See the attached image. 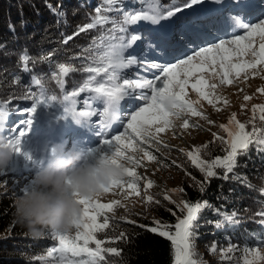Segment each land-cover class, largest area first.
Segmentation results:
<instances>
[{"label": "snow or ice", "instance_id": "6c2138e0", "mask_svg": "<svg viewBox=\"0 0 264 264\" xmlns=\"http://www.w3.org/2000/svg\"><path fill=\"white\" fill-rule=\"evenodd\" d=\"M139 2L145 5L143 9L124 11L116 7L120 0H102V4L95 9V15L91 17L90 22L79 26L72 35L64 37L62 43L66 45L80 33L95 29L98 26L102 28L106 24H111L112 27L94 38L91 44L83 48L75 57L81 62L82 66L79 69L71 64L60 63L57 65V71L52 73L53 77L57 78L61 85L63 84V78L70 72L80 71L87 74L83 85L78 91L74 90L71 95L75 97L83 92L89 93V100L97 99L102 102V111L97 113L89 105L91 110L77 112L74 102L71 104L65 103L63 114L58 116L57 119H70L82 128L94 132L101 138V145H106L111 150L110 155L101 154L99 157L108 163L122 162L125 165L122 179L103 188L101 193L95 198L77 201L81 205V215L70 232H50V237L54 243L50 246L47 255L54 257L55 254L61 264H109L105 254L120 255V250L113 247H104V245L125 239L124 233L111 240L98 239L95 233L102 232L109 227L110 217L106 213H113L112 218H114V208L124 207L125 211H127L126 206L118 200H113L111 203H100L99 198L103 193L115 188H120L121 191H124L126 185L127 189L131 191L125 193L124 199H127L132 194L141 195L137 182L142 178L135 171V167L139 166V162L127 153L143 152L147 160L155 161L156 157L146 151L142 145L147 143L150 147L155 146L157 150H160L163 141L158 137V134L168 129H173L176 120H182L180 127L183 130L200 127L198 123L191 122L188 118L189 116L199 117L208 124L214 123L208 119L204 112L193 107V104L199 103V100L190 101L185 99L187 96L185 89L189 87L190 78L195 80L194 83H191V88L197 93L198 97L206 100L214 110L220 111L221 109L217 105L222 103L226 107L229 101L216 95L215 90L220 86L232 85L234 81L231 77L240 78L241 73L244 74L243 79L246 80L248 78L246 69H252L253 74H256V72L260 71L257 69V64L264 65V12L259 16H254L251 10L245 11L241 8L243 15L237 13L236 15L225 16L222 13L211 21L210 25H203L200 22L201 18L196 15L197 10L194 8V6L201 5L203 0H182V2L171 0V6L166 10L160 4V0H139ZM214 3L220 5L221 0H214ZM239 3L240 0H237V4ZM47 7L57 16L56 23L60 24L62 22L60 18L64 17L65 13L52 8L51 5H47ZM185 9H190L191 12L185 13ZM111 12H118L120 19L116 20L106 15V13ZM177 13H185L190 19L186 30L174 35L170 41L176 52H184L189 45L199 46L209 43V40L219 39L218 36L212 35V31H209V26L215 32L222 34H227L228 31L238 32L243 29L248 42L246 45L241 44L245 36H237L232 40L219 39L218 43H212L210 47H200L198 51L194 52V56H187L175 64L155 63L148 57L141 58L130 52V50L138 47L137 42L142 40L139 32L132 30L135 26L140 22H146L163 27L161 22L169 20L176 16ZM254 20L255 22H253ZM10 30L15 31L13 26H10ZM254 36L260 38L259 51L253 47L252 37ZM4 47L3 44H0V49ZM152 47L151 44L148 45L150 50ZM156 47H159V45H156ZM213 52L217 53V55L210 57L212 66L217 64V56L219 58L218 72L213 68V71L218 76L219 84H207L211 92H206L204 90L206 81L196 75L197 71L203 72L205 69L201 64L197 70L193 61L204 57V63H206L209 59L208 54ZM234 53L235 56L233 55ZM246 54H250L253 59L248 63H240V57ZM51 55L52 53H48L47 56L41 54L39 60L49 59ZM152 55L154 57V53ZM30 60L33 64L36 63V59L30 57L27 50L20 53L19 64L21 71H31L29 67ZM133 68L138 69L140 74L133 73L130 76L125 71ZM144 72L149 73L151 78L142 75ZM32 80L35 85L41 84V80L36 76H33ZM13 83H18V80L14 78ZM258 91L264 94V88L258 89ZM29 92H31L30 88L21 97L23 99H33L32 106L24 110L27 113L26 120L17 122L7 136H0V146L8 147L15 156L22 155L28 165L27 169H9L10 171H35L38 167L43 166L45 162L43 159H34L29 152H22V142L33 125L32 117L36 113L38 106L49 107L51 106L49 99L55 100L56 97H45L43 88H41L39 96L35 93L29 95ZM250 99L251 97L248 95L243 96V100L246 102ZM64 100L68 101L69 97L65 96ZM141 101L143 106H140ZM6 103H11V99ZM85 103H88V101H85ZM245 106L241 105V108L243 109ZM124 107H127L130 112L126 122L121 118V109ZM251 112L252 116L247 123L239 122L235 113H233L229 117L227 124L219 125V128L225 133L224 136L212 133L214 140L219 141L223 147L224 156L206 161L202 159L201 148H194L186 154L192 165L204 175L206 182L211 178H216L219 174L215 169L220 168L223 169V179L231 178L243 183L245 186L251 187L247 183L246 178L235 173V169L240 166L238 157L247 155L250 146L254 144L258 153H264V104L253 105ZM257 112H259L258 118ZM97 114L99 115V120L96 124H93L90 117ZM5 115L3 107H0V123L3 122ZM117 121L123 125L124 131L109 138V129ZM21 125L24 126L21 127ZM248 125L251 127L248 128ZM164 147L167 148L168 145L164 144ZM207 147V145L204 146V148ZM86 157L85 163H87L88 159L97 158L93 157L91 152L87 153ZM175 163L173 161V164ZM128 165H131V167ZM176 166L182 167L178 164ZM0 175H4V173H0ZM125 177L129 179L125 181ZM197 183L200 185L201 191H203L204 185L200 182ZM28 184L29 182L21 188L23 193ZM152 186L153 182L151 180H146L144 183V202L146 205L149 203H160L153 196L147 194L146 190ZM179 191L182 192L183 189ZM260 191L264 195V188ZM163 199L169 203H175L182 213V217H179L174 225L155 221L152 227L143 225L140 227H145L147 231L170 242L174 257L173 264H198L193 259V256L194 241L198 236V229L201 227L199 213L201 209L210 207V205L206 201L195 204L183 200L176 202L167 193L164 194ZM172 215H176V213L172 212ZM216 215L219 219L215 222L207 221V223L214 224L217 229L236 227L240 223L237 218L238 214L235 212L229 214L220 213L219 210H216ZM257 215L260 217L257 223L264 230V210L257 213ZM100 217L103 218L102 223L98 222ZM121 219L125 218L121 217ZM127 222L135 223L131 220ZM216 250L215 244L209 249L212 254H215ZM236 250V246L232 244H229L227 248H221V259L230 260L229 254ZM238 264H264V240L258 241L255 246L245 247L242 250V256Z\"/></svg>", "mask_w": 264, "mask_h": 264}, {"label": "trees", "instance_id": "16d2710c", "mask_svg": "<svg viewBox=\"0 0 264 264\" xmlns=\"http://www.w3.org/2000/svg\"><path fill=\"white\" fill-rule=\"evenodd\" d=\"M101 4L102 0H0V44L5 46L0 49V107H3L12 121L22 120L24 110L32 106L33 99L21 98L29 88L31 89L29 95L35 93L39 96L43 88L46 97L55 96L58 99L66 94L71 95L83 85L86 73L70 72L63 78L62 85L52 73L57 71V65L60 63L71 64L79 69L82 65L75 57L83 48L88 47L94 38L112 27L111 24H106L102 28L98 26L80 33L66 45L62 43L64 37L72 35L79 26L89 23L91 17L95 15V9ZM160 4L166 10L171 6V0H160ZM47 5L65 13V16L60 18L62 21L60 24L56 23L57 16ZM116 7L124 11H132L143 9L145 5L139 0H120ZM106 15L116 20L120 19L118 12L106 13ZM182 20L179 19V22ZM10 26H13L15 31H11ZM144 28L146 27L140 22L132 30L138 31L144 39L145 33L142 32ZM24 50H27L30 57L36 59L35 64L29 61L31 68L29 72L21 71L19 64V55ZM48 53H52L49 59L39 60L41 54L47 56ZM33 76L41 80L40 85L33 83ZM14 78L18 83H13ZM10 99L11 103H6ZM245 116L250 118L252 112ZM258 117L259 112H257ZM248 120L240 119L244 123ZM3 124L9 126L2 122L0 127ZM0 136H5L2 129ZM220 136H224L222 132ZM205 145L208 147L204 148ZM196 148L202 149L201 156L206 161L225 155L220 142L214 139L200 143ZM186 156L178 157V162L175 161V164L170 160V164L166 166L171 174H179L175 199L172 200L176 202L183 200L192 204L206 201L210 205L201 209L199 213L201 227L194 241L193 259L198 264H238L245 247L255 246L258 241L264 240V230L257 223L260 219L257 213L264 210V195L260 191L264 188V153H258L253 144L248 149L247 155L238 157L240 166L235 169V173L246 178L251 187L231 178L223 179V169L220 168L215 169L219 175L206 182L204 175ZM177 164L182 167H177ZM158 167L165 171V165L161 162L158 163ZM9 180L8 178L4 179V182L0 181V264H57L54 257L47 255L50 246L54 243L50 232L45 230L41 238L33 239L28 235L27 228L17 221L14 215V201L18 196V189L13 184H6ZM197 182L204 185L203 191ZM180 189L183 191H179ZM164 194L162 188L156 189L155 192L150 191L149 195L160 201L159 204L146 205L143 202L141 207L125 213L124 216L117 214L112 218L113 214L106 213L110 217L109 227L95 233L96 237L111 240L119 237L121 233L126 237L104 245L120 250L119 256L105 254L109 264L173 263L170 242L147 231L145 227H140L141 225L152 227L155 221L174 225L177 219L182 217L175 203L163 199ZM216 210L220 213H237L240 223L236 227L215 228L214 224H209L207 221L215 222L219 219ZM172 212L176 215H172ZM121 217L125 219L122 220ZM129 220L135 223H128ZM98 221L102 223L103 218H98ZM213 244L217 247L215 254L209 251ZM229 244L236 246L237 250L229 254L230 260H222L220 249L227 248Z\"/></svg>", "mask_w": 264, "mask_h": 264}, {"label": "rangeland", "instance_id": "374dc122", "mask_svg": "<svg viewBox=\"0 0 264 264\" xmlns=\"http://www.w3.org/2000/svg\"><path fill=\"white\" fill-rule=\"evenodd\" d=\"M234 1V2H233ZM221 0V4L217 5L214 3V0H203L201 5L194 6L197 10L196 15L200 17V22L203 25H210V22L213 21L217 16L222 13L225 16L236 15L237 13L243 15L241 8L245 11L251 10L254 16H259L264 12V0H240V3L237 4V0ZM191 12L190 9H185V13ZM185 13H177L176 16L170 18L169 20L162 21L160 25H151L146 22H141L142 26L146 28L142 29L144 34V39L137 42L138 47L130 50L133 54L138 57H148L152 59L153 62L159 64L166 63H177L180 59H185L187 56H194V52L198 51L200 47H210L212 43H218L219 39L232 40L237 36H245V39L241 41V44L246 45L248 38L243 29L238 32L228 31L227 34L217 33L211 29L209 26V31H212L213 36H218L219 39L209 40L207 44H201L199 46L189 45L184 52H176L174 47L171 46L170 41L174 35L180 31H184L187 28L189 17ZM182 17L183 20H182ZM206 17V19H205ZM179 19L182 22H179ZM255 22V20L253 21ZM147 33V34H146ZM253 47L259 51L260 38L258 36L252 37ZM152 45V49L148 48V45ZM159 45V47H156ZM227 47V45H226ZM235 47V45H233ZM167 50V54H166ZM154 53V57L153 54ZM209 55V59L204 63V57L197 58L193 61V64L197 67V70L203 65L205 71H197L196 75L200 78H203L206 81L204 90L206 92H211V89L207 87V84L217 83L219 84L218 76L213 71V68L218 72L219 70V58L217 56V64L212 66L210 57L217 55L213 52ZM235 56V53L233 54ZM253 58L250 54H246L240 57V63H248ZM257 69L260 71L253 74L252 69H246L248 73V78L243 79V73H241L240 78L235 76L231 77L234 81L232 85L220 86L215 90V94L223 98H226L229 101V104L225 107L222 103L217 106L220 107V111L214 110V108L207 103L206 100H203L198 97L197 93L192 90L191 83H194V78H190L189 87L185 89L187 92L186 100L198 101L199 103H194L193 107L204 112L209 120L213 121V124H208L205 120H201L199 117L189 116L191 122L198 123L200 127L196 129L183 130L180 125L182 120H176L174 122L175 127L173 129H168L163 133H159L158 137L163 141L160 146V150H157L155 146L150 147L149 144L145 143L142 147L149 151L152 155L156 157L155 161H149L144 157L143 152H129L128 155H131L134 160L139 162V166L135 167V171L138 176L142 179L137 182L138 190L141 195L136 196L135 194L129 195L127 199H124L125 193L130 192V189H127L125 185L124 191H121L120 188H115L107 193H103L100 198V203H111L113 200H118L124 204L127 208L125 211L124 207L114 208V215H122L130 212L131 210H136L144 202L145 189L144 183L146 180H151L153 186L147 190V194L150 191L155 192L156 189L162 188L165 193L169 194L172 199H175V191L179 174L170 173L167 171V166L171 161L178 162V157H185L188 152L196 148V145L200 143H205L206 141L212 140V133L221 134L223 131L219 128V125L227 124L229 117L235 113L236 119L243 121L249 118H246V114L251 113V108L253 105H262L264 104V94H261L258 89L264 88V65L257 64ZM130 76L133 73L140 74L138 69H128L125 70ZM180 71V70H177ZM142 75L151 78L150 74L147 72L142 73ZM149 91V90H144ZM248 95L251 97L249 101H244L243 96ZM44 96L46 97L45 93ZM68 96L69 100L65 101L64 97ZM51 97V96H50ZM49 97V98H50ZM88 101V103H85ZM74 102V107L77 112L89 111L95 109L97 113L102 111L103 104L97 99L89 100V93L83 92L78 96L72 97L70 94L63 95L62 98L55 100L49 99V104L51 106L46 107L40 105L37 108L36 113L33 115V125L28 133L25 136L22 142V152H29L32 154L33 158L36 160L43 159L47 160L49 155V149L53 145L62 146L66 148H72L74 150H81L86 154L91 152L93 157H98L101 154L110 155L111 150L106 145H101L100 137L97 136L94 132L82 128L80 125L75 124L70 119L58 120L57 117L63 114V106L65 103L71 104ZM123 103V102H122ZM91 106V109L89 107ZM241 105H246L243 109ZM140 106H143V102H140ZM29 106L28 108H30ZM130 115L127 107L121 109V118L126 122L127 117ZM24 121L27 118V113L23 115ZM93 124H96L99 120V115L90 117ZM241 123H244V122ZM4 123L9 124V126L2 125L0 129L5 132V136L9 134L13 126L17 123L12 121L7 115H5ZM24 125H21L23 127ZM123 125L117 121L113 123L109 129V138L112 135H118L120 132H123ZM225 135V133H223ZM164 144H167L168 147L165 148ZM185 155V156H184ZM187 158V156H186ZM188 159V158H187ZM189 160V159H188ZM165 165V171H162L158 167V163ZM131 167V165H128ZM27 169L28 165L24 161L23 156H13V160L9 165V168L1 173H4L0 177V181L4 182V179H10L7 183L15 185V188L18 189V196H21L23 192L21 188L28 182H30L34 171H10L9 169ZM125 181L129 178L125 177ZM113 214V213H109ZM99 222V221H98ZM55 263L61 264L58 257L54 254ZM174 261V260H173ZM173 264V263H172Z\"/></svg>", "mask_w": 264, "mask_h": 264}, {"label": "clouds", "instance_id": "9594fccd", "mask_svg": "<svg viewBox=\"0 0 264 264\" xmlns=\"http://www.w3.org/2000/svg\"><path fill=\"white\" fill-rule=\"evenodd\" d=\"M13 152L0 146V172L9 168ZM86 153L53 145L47 160L38 167L25 192L14 201V215L39 239L45 230L70 232L81 215L80 199L95 198L101 190L124 176L122 162L108 163L101 157L88 159Z\"/></svg>", "mask_w": 264, "mask_h": 264}]
</instances>
